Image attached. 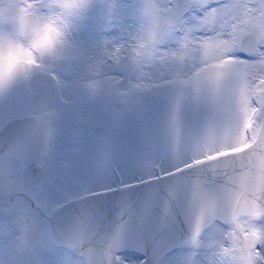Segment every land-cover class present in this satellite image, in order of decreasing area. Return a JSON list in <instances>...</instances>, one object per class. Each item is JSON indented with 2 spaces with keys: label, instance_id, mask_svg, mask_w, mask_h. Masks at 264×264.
Masks as SVG:
<instances>
[{
  "label": "snow or ice",
  "instance_id": "snow-or-ice-1",
  "mask_svg": "<svg viewBox=\"0 0 264 264\" xmlns=\"http://www.w3.org/2000/svg\"><path fill=\"white\" fill-rule=\"evenodd\" d=\"M0 264H264V0L0 9Z\"/></svg>",
  "mask_w": 264,
  "mask_h": 264
},
{
  "label": "rangeland",
  "instance_id": "rangeland-1",
  "mask_svg": "<svg viewBox=\"0 0 264 264\" xmlns=\"http://www.w3.org/2000/svg\"><path fill=\"white\" fill-rule=\"evenodd\" d=\"M97 30H98V20H97L96 14L94 13L92 18H91V20H90V23H89V26H88V31L89 32H94V31H97ZM71 132H72V129H71L70 125H68L67 123H62L61 124L60 142H59L58 147H57L58 154H62L63 153V148H64V145H65V142H66V138L71 135ZM129 182L130 183L132 182L131 179H129ZM132 258L133 259H135V258L142 259V257L139 254H137V253H134Z\"/></svg>",
  "mask_w": 264,
  "mask_h": 264
},
{
  "label": "water",
  "instance_id": "water-1",
  "mask_svg": "<svg viewBox=\"0 0 264 264\" xmlns=\"http://www.w3.org/2000/svg\"><path fill=\"white\" fill-rule=\"evenodd\" d=\"M136 193H142L144 191L143 186H138L135 190ZM133 199H138L137 196H134ZM104 201H116L117 196H114L112 194H108L103 198ZM116 208L114 204H109L107 211H106V218H107V227L110 229L114 226L115 221H116ZM129 251L135 252L140 254L143 257V253L140 251H135L133 249H130Z\"/></svg>",
  "mask_w": 264,
  "mask_h": 264
},
{
  "label": "clouds",
  "instance_id": "clouds-1",
  "mask_svg": "<svg viewBox=\"0 0 264 264\" xmlns=\"http://www.w3.org/2000/svg\"><path fill=\"white\" fill-rule=\"evenodd\" d=\"M26 3V0H3V3L0 4V9H3L5 15H7L8 9L11 8L14 11L18 9L20 6ZM4 32L7 33L12 31V26H9L7 23L4 24ZM37 59H39V55L37 54Z\"/></svg>",
  "mask_w": 264,
  "mask_h": 264
}]
</instances>
